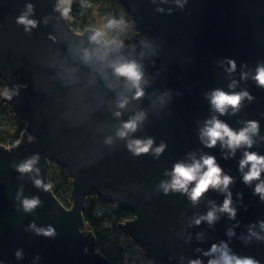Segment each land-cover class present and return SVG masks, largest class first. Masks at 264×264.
<instances>
[{"label":"water","instance_id":"1","mask_svg":"<svg viewBox=\"0 0 264 264\" xmlns=\"http://www.w3.org/2000/svg\"><path fill=\"white\" fill-rule=\"evenodd\" d=\"M120 3L134 34L110 43L101 35L96 43L90 37L97 30L71 27L65 0H0L3 101L25 124L14 146L0 145V264H108L83 218L92 194L132 212L119 229L148 254L149 264H224V253L264 264V199L255 191L264 170L245 183L251 164L240 168L245 152L264 156V86L254 78L264 67V0ZM28 5L27 19L36 26L26 31L18 19ZM129 62L142 72L139 98L111 66ZM216 90L247 92L251 99L221 114L211 103ZM141 113L136 131L119 137L123 124ZM213 118L235 132L255 121L252 146L234 152L219 140L206 146L201 131ZM149 139L147 153L128 148L130 141ZM36 155L33 171H18ZM204 156L231 177L226 191L210 187L195 203L189 196L195 181L188 192L164 191L176 164ZM50 162L71 178L69 209L48 186ZM229 193L234 217L220 210ZM33 198L40 203L25 211L23 201ZM213 210L212 223L201 219ZM49 229L53 235H44Z\"/></svg>","mask_w":264,"mask_h":264},{"label":"clouds","instance_id":"2","mask_svg":"<svg viewBox=\"0 0 264 264\" xmlns=\"http://www.w3.org/2000/svg\"><path fill=\"white\" fill-rule=\"evenodd\" d=\"M32 6L28 5V13H25L18 19V23L25 25V30L29 31L30 28L36 26V22L27 19V15L31 13ZM67 9H64V14H67ZM115 21H109V26L115 24ZM101 33L97 31L94 35L90 37V40L96 43H100ZM89 58L87 50H85V59ZM115 74L117 76L125 77L127 81L131 82L132 86L136 88V98H139L143 95V91L140 88V83L142 80V72L140 71L138 65L135 62L129 63H116L111 65ZM235 67L233 63V68ZM260 86H264V67H259L257 69V74L254 77ZM234 85H230L233 87ZM244 97H248L247 92L227 94L223 91L216 90L211 94V103L213 107L221 114H224L227 107L231 106L234 110L238 109L241 100ZM251 99V97H248ZM127 100H123L119 107L123 108ZM119 116V113H116ZM143 114H138L133 119H130L128 122L124 123L122 128L118 131L117 135L121 138L127 136L130 132H135L137 129L138 121L143 119ZM258 129V124L255 121H249L248 127L241 129L239 132H235L229 128V126L220 120L213 118L208 121L205 128L201 131V139L207 137L206 146L213 147L216 145L217 141H221L222 144L235 151L236 148L241 145H247L248 147L252 146V140L249 136V133H255ZM110 142V141H109ZM153 141L151 139L147 141L133 140L128 144V148L133 152L134 155H140L142 153H147L152 147ZM164 149L162 144L157 148L156 154L158 155ZM39 156H33L28 159L26 162L22 163L18 167V171L21 173H27L34 170V165L38 162ZM251 164V168L248 173L244 175V182L249 183L254 179L260 177L261 170H264V156H258L256 153L245 152L244 159L240 161V168H243ZM202 171V169H205ZM38 173L39 169H35ZM222 169L217 165L215 158L212 156L202 157V162L194 161L191 165H185L178 163L174 166L172 172V180L170 183L162 184L165 192H168L169 189L174 191H184L188 192V185L195 181V187L189 193L190 199L193 203L197 202L199 198L206 192L208 189L215 188L220 189L221 191H226L228 185L232 182L231 177L221 175ZM35 184L37 187L42 186L40 180H36ZM45 190L48 189V186H44ZM257 193L261 194V198L264 199V184H259L255 190ZM40 203L38 198L25 199L23 201V206L25 211H31ZM231 199L230 193L229 198L225 199L221 211L228 212L230 216H235V210L230 208ZM201 219L207 220L209 223H212L215 219V210L208 212L206 217H201ZM196 223L199 224L200 220H196ZM42 231V230H41ZM44 235H53V230L49 229L48 231H43ZM212 251H217L216 246L214 245ZM224 264H254V261L251 259H237L235 257H229L227 253L223 255ZM192 264H199L198 261H193ZM210 264H218L217 261H211Z\"/></svg>","mask_w":264,"mask_h":264},{"label":"trees","instance_id":"3","mask_svg":"<svg viewBox=\"0 0 264 264\" xmlns=\"http://www.w3.org/2000/svg\"><path fill=\"white\" fill-rule=\"evenodd\" d=\"M67 17L71 27L78 33L90 28L99 31L110 43L122 41L134 34L131 20L120 0H65ZM109 21L116 23L109 26ZM19 85H24L22 74L16 76ZM5 83L0 79V145H14L24 131V122L15 117L9 104L3 101ZM48 186L53 195L67 209L72 206L71 178L66 169L54 162L49 163ZM83 218L86 227L96 240L97 251L108 264H149L148 254L119 225L133 218L124 207L104 202L95 194L88 198Z\"/></svg>","mask_w":264,"mask_h":264},{"label":"built area","instance_id":"4","mask_svg":"<svg viewBox=\"0 0 264 264\" xmlns=\"http://www.w3.org/2000/svg\"><path fill=\"white\" fill-rule=\"evenodd\" d=\"M15 144H16V143H15ZM15 144H14V145H15ZM14 145L5 144V145H2V146L6 147V148H10V147H12V146H14Z\"/></svg>","mask_w":264,"mask_h":264}]
</instances>
